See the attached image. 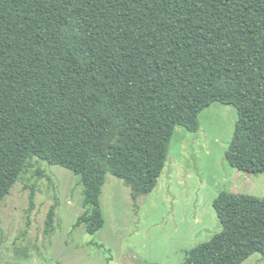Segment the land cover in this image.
I'll list each match as a JSON object with an SVG mask.
<instances>
[{
	"label": "trees",
	"instance_id": "obj_1",
	"mask_svg": "<svg viewBox=\"0 0 264 264\" xmlns=\"http://www.w3.org/2000/svg\"><path fill=\"white\" fill-rule=\"evenodd\" d=\"M213 103L238 111L228 164L264 173V0H0V205L39 159L80 178L95 235L107 175L151 194L176 127ZM214 209L223 231L183 264L264 258V198Z\"/></svg>",
	"mask_w": 264,
	"mask_h": 264
},
{
	"label": "rangeland",
	"instance_id": "obj_2",
	"mask_svg": "<svg viewBox=\"0 0 264 264\" xmlns=\"http://www.w3.org/2000/svg\"><path fill=\"white\" fill-rule=\"evenodd\" d=\"M238 119L234 106L213 103L200 114L198 132L176 127L157 187L137 201L123 181L107 175L106 223L95 235L76 227L85 212L80 178L32 160L0 205V264H183L223 231L214 209L221 193L264 198V173L241 172L226 161ZM243 264H264V258L255 253Z\"/></svg>",
	"mask_w": 264,
	"mask_h": 264
}]
</instances>
